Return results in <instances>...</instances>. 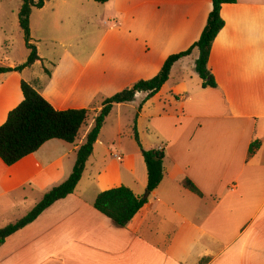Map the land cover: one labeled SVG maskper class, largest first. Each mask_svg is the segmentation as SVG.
<instances>
[{
    "label": "crops",
    "instance_id": "obj_1",
    "mask_svg": "<svg viewBox=\"0 0 264 264\" xmlns=\"http://www.w3.org/2000/svg\"><path fill=\"white\" fill-rule=\"evenodd\" d=\"M94 4L45 0L30 16L31 39L35 13L40 26L39 60L20 73L0 74V126L23 100L22 81L57 111L92 110L75 144L50 140L12 166L0 160V228L68 178L102 101L153 78L168 56L186 51L212 9V0ZM220 17L224 27L207 62L216 87L203 89L187 67L198 57L194 50L173 65L151 99L142 104L146 94L137 93L132 102L114 105L73 193L6 238L0 264H264V0L224 4ZM0 32L1 51L9 38L6 28ZM40 44L53 50L43 52ZM0 65L18 66L7 57ZM140 105L134 119L141 148L164 151L163 178L133 219L117 227L93 204L112 188L124 186L136 196L146 190L136 143L121 161L111 158L114 142L122 147V109L134 116ZM114 111L113 137H107ZM254 142L259 147L249 157ZM96 148L110 159L93 161ZM186 179L202 196L183 187ZM15 212L22 216L12 219Z\"/></svg>",
    "mask_w": 264,
    "mask_h": 264
},
{
    "label": "trees",
    "instance_id": "obj_2",
    "mask_svg": "<svg viewBox=\"0 0 264 264\" xmlns=\"http://www.w3.org/2000/svg\"><path fill=\"white\" fill-rule=\"evenodd\" d=\"M18 12V24L23 33V39L29 55L25 63L11 67L0 65V74L22 72L39 60L35 45L31 42L30 16L33 9H41L45 0H21ZM99 5H104L110 0H93ZM237 0H212V9L207 17L205 27L200 37L186 51L170 55L164 61L159 72L149 80H140L131 87L126 88L113 96L106 98L100 105V111L93 119V125L85 136L84 143L76 151V158L68 178L59 186L48 191L42 199L22 218L0 228V246L6 238L32 223L37 217L58 200L72 194L79 183L85 170V165L98 141L99 134L114 105L126 104L134 100L137 93H145L142 104L159 92L168 81L173 65L182 58L189 56L194 50L198 57L195 61V73L201 80V87L215 88L213 76L207 69L211 47L217 34L224 27L220 17V9L224 4H235ZM23 100L12 109L6 121L0 126V160L6 166H12L30 154L35 153L44 143L58 140L66 144H75L80 140L87 127L90 109L55 110L30 84L22 81L20 84ZM138 107V115L141 109ZM133 139L141 149L147 171L146 192L152 193L163 178L162 149L143 150L136 130L134 119ZM258 143L250 145L248 156H252L258 149ZM183 187L189 192L202 196L200 191L189 180L182 182ZM147 203V197L136 196L130 189L120 186L105 190L97 195L94 209L108 218L117 227H125Z\"/></svg>",
    "mask_w": 264,
    "mask_h": 264
},
{
    "label": "rangeland",
    "instance_id": "obj_3",
    "mask_svg": "<svg viewBox=\"0 0 264 264\" xmlns=\"http://www.w3.org/2000/svg\"><path fill=\"white\" fill-rule=\"evenodd\" d=\"M36 1V0H35ZM21 0H0V27H4L6 28V33H7V37L9 38L7 45H3L2 46V50L0 51V60L2 61L4 57H7L10 61V63H14V64H18L21 65L23 63H25V61L28 58L29 55V50L26 48L25 46V42L23 39V33L19 27L18 24V12L19 9L21 7ZM95 7H98V5L94 4ZM57 8L59 9V7L57 6ZM15 13V15H14ZM35 13V12H34ZM36 15V13H35ZM35 15L33 16V25H32V38L31 42L33 45L36 46V39L37 37V32H39L40 26L39 23L35 22ZM36 19L37 16H36ZM99 23H103V21H98ZM98 26V25H97ZM31 29V28H30ZM1 32H0V38H1ZM2 44L4 42V40L2 39ZM40 49L44 52L48 51V50H53V48L51 46L44 45V44H40ZM6 53V54H5ZM197 55V54H196ZM197 60V59H196ZM187 67L189 68V70H192L195 73V62L193 60L192 63L187 64ZM25 77H28V72L25 73ZM136 114V113H135ZM133 118V119H132ZM134 118L135 115L133 116V112H130L126 109H122L121 111V123H122V147H118L117 146V141L115 138L114 142V147L112 148L111 151V158L112 157H117V156H122L123 152L128 151L129 149H131V147H133L132 145H134V140H132V127H133V123H134ZM90 119V116H89ZM88 119V120H89ZM116 119V111L113 112L112 116L108 119V124L105 126V130H104V134L109 137H113L112 131L114 130V126L115 124L113 123ZM140 140L143 142H146V138L147 136L143 135L142 129H140ZM129 137V138H128ZM96 152L94 153L93 161H96V163L100 164V162L103 161V159L105 158V156H107L110 159V156L106 155L105 151L102 150L101 148H96L95 150ZM92 161V159L90 160ZM118 164L120 165L121 163L118 162ZM90 167L91 166H87V172H85V176H88L90 174ZM92 169V167H91ZM146 193V190L143 191V196ZM22 215L21 213L15 212L14 213V217H12V219L14 218H20ZM6 226V225H5ZM4 226V227H5Z\"/></svg>",
    "mask_w": 264,
    "mask_h": 264
},
{
    "label": "built area",
    "instance_id": "obj_4",
    "mask_svg": "<svg viewBox=\"0 0 264 264\" xmlns=\"http://www.w3.org/2000/svg\"><path fill=\"white\" fill-rule=\"evenodd\" d=\"M116 159H117L118 161H121V156H117Z\"/></svg>",
    "mask_w": 264,
    "mask_h": 264
},
{
    "label": "water",
    "instance_id": "obj_5",
    "mask_svg": "<svg viewBox=\"0 0 264 264\" xmlns=\"http://www.w3.org/2000/svg\"><path fill=\"white\" fill-rule=\"evenodd\" d=\"M147 196H148V193L146 192V193H145V195H144L143 197H145V198H146Z\"/></svg>",
    "mask_w": 264,
    "mask_h": 264
}]
</instances>
